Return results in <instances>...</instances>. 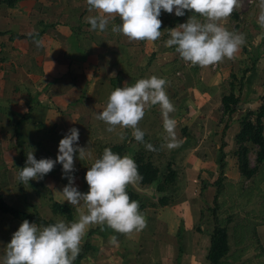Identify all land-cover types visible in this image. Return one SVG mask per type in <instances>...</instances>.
I'll list each match as a JSON object with an SVG mask.
<instances>
[{
    "label": "crops",
    "instance_id": "1",
    "mask_svg": "<svg viewBox=\"0 0 264 264\" xmlns=\"http://www.w3.org/2000/svg\"><path fill=\"white\" fill-rule=\"evenodd\" d=\"M240 4L241 7L223 26L243 34L245 43L233 59L201 68L185 63L176 53L175 46L169 48L165 44L169 38L166 30L186 23L193 14L187 10L183 17H177L175 9L172 14L162 10L160 19L164 34L161 38L155 42H131L111 31L113 24L121 23L118 17L109 23L106 31H91L90 24L85 21V17L91 14L86 0H20L14 8L0 2V33H3L0 36V193L5 202L29 214L43 210L47 218L42 217L47 220L64 219L52 212L53 202L70 205L56 192L62 191L68 184L62 165L57 163L42 180L23 184L17 176L18 169L26 164V153L33 151L37 160H55L60 140L71 128H77L79 146H89L92 157L80 161L79 153H76V171L72 175L75 177L74 186L87 193L86 172L99 154L105 148L125 142L131 152L133 138L130 129L118 127L114 132H108L107 125L96 120L95 115L103 111L108 95L116 87L153 75L168 81L166 92L175 107L170 117L177 122L176 136H180L185 124L197 122L192 129L195 137L209 140L193 145L189 151L207 154L212 150V143H207L214 137L212 134H216L213 130L220 119L222 99L229 93L227 87L231 78L244 64L243 59L249 62L250 58H260L253 69L245 67L247 77L242 91L236 94L240 96L241 104L230 119L229 129L223 137V143L228 144L224 153L230 154L233 150L230 139L236 138L240 132L243 117L235 115L257 110L264 96V84L261 92L255 90L260 85V78H264V36L261 33L264 28L257 22L258 8L245 11L248 5L243 1ZM249 15L251 22H257L259 30L248 34L246 30L249 26L246 25ZM15 36L23 38L13 39ZM35 40H42L43 45L37 47ZM139 127L148 135L155 130L160 136L166 135L158 105L146 110ZM120 134L124 135L123 140ZM185 136L193 134L181 135L186 140ZM219 148L221 150V146ZM190 162L186 170L192 171L193 177L200 175L201 179L209 180L203 175L210 170L212 161L195 157ZM197 180L200 179L193 182ZM72 207L76 220L78 213L76 207ZM197 208L184 203L177 206V210L170 206L154 209L159 210L155 219L156 230L151 227L148 233L146 227L142 231L123 235L106 226H90L80 248L82 250L88 241L92 248L81 264H170L171 257L179 256L180 248L172 238L174 240L182 221L185 222V233L190 234L195 215L198 217ZM145 212L143 215H148V208ZM6 215H0V258L22 224ZM7 219L12 227L3 225L2 222ZM113 235L117 237L115 244L110 242ZM193 247L197 248V245L193 244ZM193 251V255L183 258V264H209L208 251L205 261L198 260V252Z\"/></svg>",
    "mask_w": 264,
    "mask_h": 264
},
{
    "label": "clouds",
    "instance_id": "2",
    "mask_svg": "<svg viewBox=\"0 0 264 264\" xmlns=\"http://www.w3.org/2000/svg\"><path fill=\"white\" fill-rule=\"evenodd\" d=\"M90 15L85 21L91 31L104 32L111 21L117 17L119 25L113 24L111 31L125 36L131 42H155L161 38L162 10L177 17H183L185 11L193 13L186 23L166 30L169 38L167 47L175 46L176 53L187 64L201 68L213 66L225 59H233L245 43V36L229 31L223 23L241 7L240 0H86ZM257 22L264 28V0H258ZM37 47L42 40L34 41ZM115 76V73L112 74ZM91 74H89V77ZM168 81L155 75L142 78L135 83L116 87L107 97L103 111L95 119L107 125L108 132L118 127L130 129L138 143H145V132L139 127L146 110L159 106L166 133L162 147L174 149L179 146L176 138V120L170 117L175 111L166 92ZM80 133L71 128L59 142L55 160L42 158L37 160L34 152L26 153V164L18 169L17 179L23 184L32 180H42L53 171L57 163L62 165L64 178L68 184L59 196L76 207L78 218L74 221L58 219L54 224L38 226L24 220L7 244L0 264H74L80 254L81 241L87 229L93 225L106 226L113 232L130 235L142 231L147 221L140 211L139 202L132 200L127 192L129 186L135 187L142 177L135 160L129 156L121 157L111 148H105L100 158L95 159L86 172L85 180L89 186L87 193L79 191L75 185L76 171L74 157L79 160L92 157L88 146L80 147ZM121 140L125 137L120 134ZM90 145V142H89ZM148 150L155 151L151 144H145ZM82 205V207H81ZM110 242L117 243L116 235Z\"/></svg>",
    "mask_w": 264,
    "mask_h": 264
},
{
    "label": "rangeland",
    "instance_id": "3",
    "mask_svg": "<svg viewBox=\"0 0 264 264\" xmlns=\"http://www.w3.org/2000/svg\"><path fill=\"white\" fill-rule=\"evenodd\" d=\"M240 1H243V4L248 5L247 0ZM257 4L258 0L253 6H247L248 9L246 8L245 11L250 9L253 10ZM250 16L251 15L247 16L246 26L249 27L246 31L248 34L251 33L252 30H259L257 22H251L249 18ZM261 33L264 36V29ZM250 59L249 62H247L246 59H243L244 64H242L241 68L235 72L234 78H231V81L229 82L230 84L227 87L228 94L231 93V85H234L235 87V94H239L242 80L245 81L247 77V70H245V67L248 66V69H253L257 61L260 60V58H255V60L254 58ZM260 79V85L255 87L257 92H261L264 84V78ZM244 83L245 82H243V86ZM222 109L221 104L219 110L220 119L217 120L218 123L217 126H215L216 129L213 130L216 134H212L214 137L211 138L210 143H207H212V150L207 154H199V152L193 154L192 151H189V148L193 147V145L198 146L203 141L208 142L209 140V138L206 137H195V133L192 129L194 128L193 125H197V122L192 123V125H190L189 122L185 124L184 128L179 133L180 136H176L179 146L174 149L170 150L166 146L162 147V145L165 144V135L160 136L155 130V133L152 132L149 133V135L145 134V143H138L132 138V144L130 145L131 152L126 154L133 159L137 152L144 154L147 160L151 161L160 170V181H163L164 177L168 175L170 168L175 170L178 175L175 182L168 186L167 191L163 193L157 191L158 183L149 187L142 186L139 183L135 187H129L140 196L141 202H144L146 205L145 209L141 210V212L146 214L145 210L148 208V215H144L146 216L145 218L147 221L145 229L146 233H148V230L151 229V227L156 230L155 219L159 210L155 211L154 209L165 207L161 206L159 203V200L162 197L169 198L170 202L168 206L173 210H177V206L184 203L187 205H193L195 209L198 207V217L195 215V224L190 234L185 233V222L182 221L180 227L176 231L177 234L175 235L174 240L172 238V241L176 242L177 245H179L177 247L180 248L178 250L179 256L171 257L170 260L172 261L170 264H183V258L188 254L189 256L193 255V253H195L193 250L198 252V260L205 261L207 251L209 252L210 249L208 247L210 246L211 234L215 227V210L220 226L226 227L229 235L230 252L228 257L223 260L222 264H264V164L257 165L256 163L257 147L255 145L246 144L249 149L251 167H257L258 171L253 178L245 179L239 170L238 151L240 146L238 145L236 138L232 137V139H230L233 150H231L230 154L226 155V162L227 158H229V162H227L225 169L223 190L218 199V205L214 203L217 194L216 182L219 178V165L221 159L219 146H221V148L223 147V137L226 136V131L229 129L228 124L230 122V119L223 115ZM241 109L243 108L241 107ZM248 112L249 111H246L244 114L239 112L235 116L241 117ZM177 132L178 131H176V133ZM191 133L193 136H185L186 140L181 137V135H191ZM145 144L153 145L155 151L148 150L145 147ZM227 146L228 144L226 143L225 147ZM101 154L103 153L101 152L99 155ZM195 157L204 158L205 161L208 162L212 161L210 164V170H206L203 175V177H206L209 180L206 179V181L205 179H201L200 175L198 177H193V172L186 170V167L191 165V159ZM193 178H199L200 180L193 182ZM194 212L196 211L194 210ZM199 212H201L200 215ZM39 214L43 217L46 216L45 211L43 210H41ZM5 217L10 218L8 215ZM17 221L22 223L20 220ZM54 221L56 222V219ZM2 223L3 225L12 227V224L8 219L4 220ZM154 237H156V235H154ZM193 244H196L197 248L193 247ZM188 248H190V251ZM191 261H193V258ZM198 264H201V262Z\"/></svg>",
    "mask_w": 264,
    "mask_h": 264
},
{
    "label": "trees",
    "instance_id": "4",
    "mask_svg": "<svg viewBox=\"0 0 264 264\" xmlns=\"http://www.w3.org/2000/svg\"><path fill=\"white\" fill-rule=\"evenodd\" d=\"M19 1L20 0H2L0 2L8 5L11 8H14L17 6ZM2 35L3 33H0V36ZM12 38L16 39L23 37L15 36ZM247 72L248 71H246V73ZM243 82L244 80H242L240 91H242ZM234 89V85H231V93L224 96L222 99L223 115L228 117L229 119H231L233 115L238 112L239 106L241 104V98L239 95L235 94ZM236 141L240 146V149L238 151L240 173L243 178L251 179L256 175L258 168L251 167L249 159V149L246 144H252L257 147L256 163L257 165L264 164V96L261 97V105L257 110L249 111L241 118L240 132L236 136ZM224 147L225 143H223V147L220 150L221 159L219 165V178L216 182L217 194L214 200V203H216V205H218V199L223 190V182L225 180V169L227 166ZM111 149L114 153L119 154L121 157H123L129 152V146L126 142L123 145L113 146L111 147ZM101 156L102 154L99 155V158ZM134 160L138 166L139 174L142 177V180L139 182V184L142 186L149 187L158 183L157 191L159 193L167 191L168 186L172 185L178 176L177 172L170 168L168 175L164 177L163 181H160V170L151 161L147 160L144 154H142L141 152H137L134 156ZM127 192L132 200H136L139 202L140 211L144 210L146 205L144 202H141L140 196L134 191H132L129 187L127 188ZM169 202V198L167 197H162L159 200L161 206H168ZM52 212L55 215L62 216L66 221L69 222L74 221L75 219V209L71 205H62L60 203L53 202ZM1 214L11 215L14 219L20 220L22 222L26 219L30 223H35L41 227L55 223V221L53 220L44 219L37 212L29 214L13 208L11 205L5 202L3 196L0 193V215ZM214 217L215 227L211 234L210 249L207 256V260L210 264H222L223 260L228 257V254L230 252L229 235L227 232V228L220 226L216 210L214 211ZM90 236H92V232ZM91 248L92 247L90 241H88L83 247V249L80 251V254L74 261V264H81L82 260L86 257Z\"/></svg>",
    "mask_w": 264,
    "mask_h": 264
},
{
    "label": "built area",
    "instance_id": "5",
    "mask_svg": "<svg viewBox=\"0 0 264 264\" xmlns=\"http://www.w3.org/2000/svg\"><path fill=\"white\" fill-rule=\"evenodd\" d=\"M257 0H247L248 6H253Z\"/></svg>",
    "mask_w": 264,
    "mask_h": 264
}]
</instances>
